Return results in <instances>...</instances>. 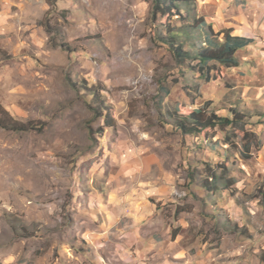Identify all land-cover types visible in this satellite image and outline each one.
Here are the masks:
<instances>
[{"label": "rangeland", "instance_id": "1", "mask_svg": "<svg viewBox=\"0 0 264 264\" xmlns=\"http://www.w3.org/2000/svg\"><path fill=\"white\" fill-rule=\"evenodd\" d=\"M152 12V0H0V264L93 263L91 195L139 190L134 179H179L178 203L162 206L173 264H263L264 119L252 114L264 107H242L226 68L208 80L179 63ZM200 28L182 31L188 51L205 46ZM106 105L114 128L95 112ZM185 107L244 114L251 158L232 128L184 134Z\"/></svg>", "mask_w": 264, "mask_h": 264}, {"label": "crops", "instance_id": "2", "mask_svg": "<svg viewBox=\"0 0 264 264\" xmlns=\"http://www.w3.org/2000/svg\"><path fill=\"white\" fill-rule=\"evenodd\" d=\"M197 9L215 33L231 30L234 37L249 42L237 54L239 67L226 69L225 78L233 86L231 91H243L245 110L251 103L260 110L264 107V0H197ZM252 115L264 119V113ZM142 180L134 179L140 187L133 192L124 186L125 194L101 190L91 195L86 222V240L94 254L90 264H173L170 256L178 235L172 234L162 206L178 203L174 194H179V179H145L144 186Z\"/></svg>", "mask_w": 264, "mask_h": 264}, {"label": "trees", "instance_id": "3", "mask_svg": "<svg viewBox=\"0 0 264 264\" xmlns=\"http://www.w3.org/2000/svg\"><path fill=\"white\" fill-rule=\"evenodd\" d=\"M152 1L153 20L157 24L158 28L164 27L166 30L165 34H159L158 40L164 44V46L171 49L179 63L187 64V62H198L197 66H199L201 74H207L206 77L208 80V75L211 72L216 71L218 66H222L226 69L239 67L240 62L237 54L244 49L249 42L245 39L234 37L231 30H224L215 33L213 27L208 25L204 18L196 17L195 12L197 13V0ZM190 19H193V22H190ZM176 22L181 23L182 27L175 25ZM202 27L204 29L207 28V34L204 38L205 46L198 47L196 44L190 43L195 53L191 50L188 51L186 49V43L181 39L182 31L186 32L188 38L191 39L192 36L189 33V29L193 30L200 28V30H202ZM189 68H191L190 65ZM213 78V80H217L216 77ZM94 101H96V95L94 97ZM106 106L96 108L95 112H97L99 118L105 120L107 128H114L115 116L113 109L110 106ZM231 114V118L222 117L216 112L208 114L205 109L191 110L190 107H185L184 110L178 111L176 122H179L178 128L181 129L184 134H197L198 136H202L205 141L214 139L217 135V130L226 131V129L232 128L235 131L243 132L245 150L242 156L246 160L251 158L250 153L252 144H250L249 141L253 135L246 131L247 123L246 116L244 114L238 112L236 109H232ZM1 126H3V128H7L6 125L2 124V122ZM27 129H29V125H26L25 130ZM228 139L229 137L227 136L225 141L226 144L231 142V140ZM206 168L211 169L210 166ZM207 176V188L211 186V183L219 182L220 180L214 172ZM260 190L262 198L261 205L264 208V189ZM261 259L264 262V253Z\"/></svg>", "mask_w": 264, "mask_h": 264}]
</instances>
